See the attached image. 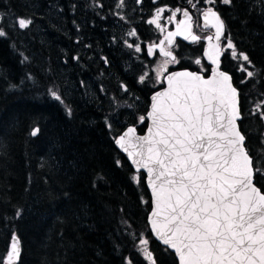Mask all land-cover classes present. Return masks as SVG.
I'll list each match as a JSON object with an SVG mask.
<instances>
[{
    "label": "trees",
    "instance_id": "obj_1",
    "mask_svg": "<svg viewBox=\"0 0 264 264\" xmlns=\"http://www.w3.org/2000/svg\"><path fill=\"white\" fill-rule=\"evenodd\" d=\"M217 9L226 37L251 61L248 79L226 55L221 67L238 90L249 154L264 161V119L253 114L264 100V0L217 2ZM16 17L32 24L19 29ZM0 28L7 33L0 37V258L15 234L14 264H148L137 247L143 236L156 264H176L148 231L143 175L113 145L123 126L91 64L88 0H0ZM74 36L90 42L76 60ZM254 184L264 190V174Z\"/></svg>",
    "mask_w": 264,
    "mask_h": 264
},
{
    "label": "snow or ice",
    "instance_id": "obj_2",
    "mask_svg": "<svg viewBox=\"0 0 264 264\" xmlns=\"http://www.w3.org/2000/svg\"><path fill=\"white\" fill-rule=\"evenodd\" d=\"M221 2L230 4L231 0ZM204 3L214 6L216 0ZM124 4L125 0H119L117 8ZM164 11V7L158 8L147 21L161 32L165 31L159 22ZM180 11L175 9L169 20H174ZM200 15L203 25L183 10L184 18L176 30L167 32L158 45L147 48L149 56L158 48L164 58L152 71L155 83L166 87L152 94L147 111L115 138V144L127 153L137 173H146L144 182L152 196L149 225L166 250L174 251L179 264H264V190L254 184V176L264 174V161L256 158L254 163L245 145V136L237 124L241 119L238 90L232 77L221 70V55L229 49L233 59L246 62L240 69L246 72L245 79L254 76L246 67L251 61L247 54L237 53L230 38L225 37L227 43L221 45L225 25L214 7L202 9ZM31 24L30 18L15 19L19 29ZM194 27L215 31L201 37ZM6 35L0 28V37ZM128 35L137 33L132 30ZM177 36L193 43L206 39L204 56L211 68L197 58L194 63L201 66L200 72L169 71V65L180 62L172 50ZM127 46L134 47L137 53L142 51L139 44ZM202 73H208L207 77ZM150 79L148 71L139 76L140 83ZM49 92L61 101L57 91ZM261 105L264 100L255 105L253 114L264 119ZM145 122V134L138 135L137 125ZM38 133L37 128L30 135L35 137ZM133 179L140 182L137 176ZM142 202L147 203L143 198ZM20 214L17 210L16 215ZM19 243L13 234L10 250L0 258L3 264H14L20 255ZM148 244L141 236L138 250L148 264H156Z\"/></svg>",
    "mask_w": 264,
    "mask_h": 264
},
{
    "label": "flooded vegetation",
    "instance_id": "obj_3",
    "mask_svg": "<svg viewBox=\"0 0 264 264\" xmlns=\"http://www.w3.org/2000/svg\"><path fill=\"white\" fill-rule=\"evenodd\" d=\"M103 5L97 6V13L91 17V64H94L99 76H102L105 82V90L116 92L112 99L113 108L111 113L114 114L112 119L117 124L123 126L120 132L127 126H131L136 122L139 115L144 114L148 96L151 92L159 89L162 85L156 84L155 79L151 78L144 83L139 82V76L142 74L144 64L150 63L154 59L163 58L159 54L158 48L153 56H149L147 48L150 45H158L160 40L167 35V32L175 31L177 23L183 19V10L189 11L194 21H199L203 25V18L200 15L202 9L206 7H214V10L220 15L223 23L224 20L215 5H207L204 0H125L123 8H117L119 0H99ZM195 5L196 7H193ZM164 7L165 11L161 13L160 24L165 29L161 32L155 25L147 23V21L156 13L158 8ZM180 8L182 11L176 13L174 20H169L172 12ZM121 11L122 14H119ZM124 17L121 19V17ZM133 18L137 20L131 22ZM124 19H128L131 24ZM225 25V24H224ZM135 30L137 35L130 38L132 44H139L142 51L132 54V50L127 51L123 47V40L128 30ZM194 32L201 37H206L214 33V29L200 30L194 27ZM226 33L221 38V45L227 43L225 39ZM114 39V41H112ZM173 52L179 59L178 64L169 65V71L189 70L200 72V65L194 63L195 59H201L203 66L210 69L211 65L204 56L207 48V40L201 39L199 42H191L184 40L182 36H177ZM96 41V42H95ZM95 42V43H94ZM215 42V41H214ZM94 44H96L94 46ZM167 46V44L165 45ZM224 49L221 55V65L223 64L224 55L229 56ZM102 58V59H101ZM120 63H124L120 66ZM221 70L222 67H221ZM207 76L208 73H202ZM122 85L124 87H122ZM125 88L127 91H125ZM112 95V94H111ZM134 105L133 108L127 105ZM145 124L137 125V133H141Z\"/></svg>",
    "mask_w": 264,
    "mask_h": 264
},
{
    "label": "rangeland",
    "instance_id": "obj_4",
    "mask_svg": "<svg viewBox=\"0 0 264 264\" xmlns=\"http://www.w3.org/2000/svg\"><path fill=\"white\" fill-rule=\"evenodd\" d=\"M221 1V0H220ZM88 4L91 7V17L94 13H97V6L103 5L102 2H100L99 0H88ZM119 14H122L121 11H119ZM126 22H128L129 24H131V22H135L137 20V18H133V20L131 22L128 21V19H124ZM132 30L129 29L126 37L123 40V47L124 49H126L127 51L130 52V50H132V54H136L137 52L135 51V48H129L127 45L128 44H132L130 42V38L133 36H129L128 33L131 32ZM72 41L74 42V45L76 46V51L75 54H73V60L77 59V55H79V52H83V54H85V52L87 51L86 49L90 48V42H89V37H86V40H83V38L81 36H74L73 38H71ZM112 41H114V39H112ZM125 41H127V43H125ZM86 50V51H85ZM229 53L230 58H232L231 56V50H227ZM102 59V58H101ZM164 58H159V59H154L153 61H151L150 63H146L144 64L143 68H142V74L145 71H148L150 73L151 78L155 79V73L152 71V69H154L155 67H157L158 63L162 62ZM233 59V58H232ZM236 60L238 62V69H241L242 65H245V62L243 60H237V59H233ZM65 64L64 61H62ZM124 63H120V66H123ZM141 74V75H142ZM100 94L104 93L102 90L98 91ZM111 94H113V96L116 94V92H111L109 91ZM111 94L108 95V99L112 101L111 99ZM94 92H91V98H93Z\"/></svg>",
    "mask_w": 264,
    "mask_h": 264
},
{
    "label": "water",
    "instance_id": "obj_5",
    "mask_svg": "<svg viewBox=\"0 0 264 264\" xmlns=\"http://www.w3.org/2000/svg\"><path fill=\"white\" fill-rule=\"evenodd\" d=\"M206 60H207V58H206ZM207 62L210 63L208 60H207ZM210 68H211V67H210ZM176 71H182V70H176ZM176 71H171V72H176ZM222 71H223V70H222ZM226 73H227V72H226ZM205 77H207V76H205ZM163 87H166V84L162 85L159 89H157V90H155V91H153V92H151V93L149 94V96H148V104H147V107H146L145 112L147 111V109H148L149 106H150V103H151V96H152V94H153L154 92H156V91H160V90H162ZM145 112H144V113H145ZM127 127H129V126H127ZM127 127H125V128L119 133V134H121V133H122ZM147 127H148V122H146L144 130H143L141 133H137V134H138V135H144L145 132H146ZM119 134H118V135H119ZM118 135H116V136L114 137V139H113V145H114V147L117 149V151H118V152L124 157V159L127 161V163L129 164V166H130V168L133 170V172L137 173L136 170H135V166L131 163V160L129 159L127 153H125L122 149L119 148L118 145L115 144V138H116ZM139 173H141V174L143 175V182H144V177L146 176V173L144 172V170H141ZM144 186H145V189H146V191H147V193H148V195H149V210H148V212H147V214H146V223H147L148 231H149L151 237H152V238H153V239H154L159 245H161L162 247H164V248L166 249V246L163 245V244H162V243H161V242H160V241L154 236V234L152 233L151 227H150V225H149L148 217H149L150 212L152 211V204H151L152 196H151L150 189L148 188V186H147V184H146L145 182H144ZM12 236H13V235H12ZM12 236L10 237L9 242H8L6 255H7V252L10 250V244H11ZM16 237H17V236H16ZM19 247H20V244H19ZM167 250L173 255V257H174V259H175V261H176V264H179V262H178V258H177V256L175 255L174 251L171 250V249H167ZM6 255H5V257H6Z\"/></svg>",
    "mask_w": 264,
    "mask_h": 264
}]
</instances>
